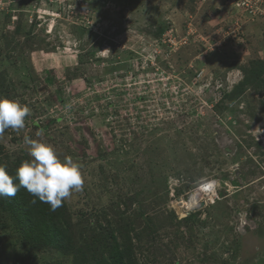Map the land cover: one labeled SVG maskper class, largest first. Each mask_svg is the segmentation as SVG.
Wrapping results in <instances>:
<instances>
[{"label":"rangeland","instance_id":"obj_1","mask_svg":"<svg viewBox=\"0 0 264 264\" xmlns=\"http://www.w3.org/2000/svg\"><path fill=\"white\" fill-rule=\"evenodd\" d=\"M238 15L240 40L220 30ZM263 31L214 0H0V95L30 109L0 166L30 159L25 136L81 165L78 246L95 227L129 232L138 264H264V83L229 96L264 62ZM201 183L217 196L189 210ZM3 204L0 264H73Z\"/></svg>","mask_w":264,"mask_h":264},{"label":"trees","instance_id":"obj_2","mask_svg":"<svg viewBox=\"0 0 264 264\" xmlns=\"http://www.w3.org/2000/svg\"><path fill=\"white\" fill-rule=\"evenodd\" d=\"M214 3L216 4L215 1ZM249 68L251 74H246L229 93L232 100L243 93L248 84L260 86L264 83V62L254 60ZM0 199L4 201L6 210L16 217L18 224H24L25 235L35 239L34 242H39L46 248L60 250L62 254L76 250L73 264H138L135 254L137 246L129 232H124V238L120 240L111 229L103 237V234L92 227L87 231V240L78 246L74 238L76 222L66 200L62 206L52 211L48 204L38 199L35 204L31 203L35 198L23 188L14 197ZM89 223L92 224V221L89 220ZM140 234L135 232L138 237Z\"/></svg>","mask_w":264,"mask_h":264},{"label":"clouds","instance_id":"obj_3","mask_svg":"<svg viewBox=\"0 0 264 264\" xmlns=\"http://www.w3.org/2000/svg\"><path fill=\"white\" fill-rule=\"evenodd\" d=\"M29 115L27 105L0 95V134L7 129H23ZM36 135L42 136L43 130ZM23 143L30 159L17 167L14 176L0 166V198L14 197L23 188L35 198L31 203L38 199L55 211L74 192L82 191L85 177L78 162L71 157L61 159L55 147L43 140L25 136Z\"/></svg>","mask_w":264,"mask_h":264},{"label":"built area","instance_id":"obj_4","mask_svg":"<svg viewBox=\"0 0 264 264\" xmlns=\"http://www.w3.org/2000/svg\"><path fill=\"white\" fill-rule=\"evenodd\" d=\"M201 1L207 2L209 0H201ZM214 1L220 3L225 7L235 8L237 10V14L238 12H240L241 14H244V16H247L248 19L264 18V0H214ZM228 17H231V14L230 16L227 15V18ZM244 24L245 22L243 21L242 17L238 15V16H234V18L233 17L230 18V22H225L223 23L222 26L220 25L221 26L220 30L221 31L223 30L225 36H227L228 38L233 37L240 40L243 39ZM228 38H225L224 41ZM261 50L264 52V37H263V44ZM204 202L206 204L208 203V200L206 199L204 200Z\"/></svg>","mask_w":264,"mask_h":264},{"label":"bare ground","instance_id":"obj_5","mask_svg":"<svg viewBox=\"0 0 264 264\" xmlns=\"http://www.w3.org/2000/svg\"><path fill=\"white\" fill-rule=\"evenodd\" d=\"M201 186L203 188L202 190L204 191V193L208 196L207 200H212L217 196V191L214 183H210L209 185L208 183H201ZM196 192L197 191H193L189 193L187 196V200H185V203L189 210H192L197 207L199 202L206 200L205 197L201 198Z\"/></svg>","mask_w":264,"mask_h":264},{"label":"water","instance_id":"obj_6","mask_svg":"<svg viewBox=\"0 0 264 264\" xmlns=\"http://www.w3.org/2000/svg\"><path fill=\"white\" fill-rule=\"evenodd\" d=\"M187 196H188V194L184 197L185 200H187V198H188ZM204 204H205V202L204 201H201V204L198 207H195L194 209H197L199 207H202V206H204Z\"/></svg>","mask_w":264,"mask_h":264}]
</instances>
